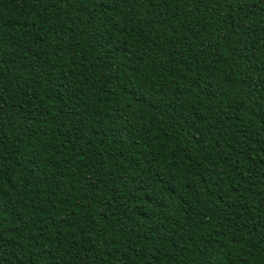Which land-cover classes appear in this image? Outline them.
I'll list each match as a JSON object with an SVG mask.
<instances>
[{"label": "trees", "instance_id": "1", "mask_svg": "<svg viewBox=\"0 0 264 264\" xmlns=\"http://www.w3.org/2000/svg\"><path fill=\"white\" fill-rule=\"evenodd\" d=\"M0 264H264V0H0Z\"/></svg>", "mask_w": 264, "mask_h": 264}]
</instances>
